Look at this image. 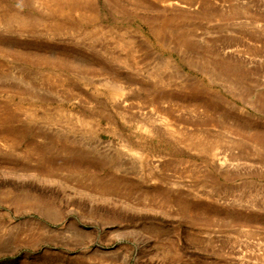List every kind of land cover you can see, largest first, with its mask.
Instances as JSON below:
<instances>
[{
  "label": "rangeland",
  "instance_id": "374dc122",
  "mask_svg": "<svg viewBox=\"0 0 264 264\" xmlns=\"http://www.w3.org/2000/svg\"><path fill=\"white\" fill-rule=\"evenodd\" d=\"M0 264H264V0H0Z\"/></svg>",
  "mask_w": 264,
  "mask_h": 264
}]
</instances>
